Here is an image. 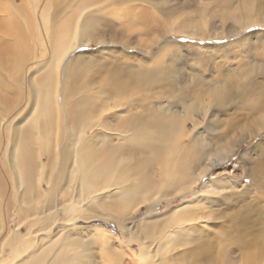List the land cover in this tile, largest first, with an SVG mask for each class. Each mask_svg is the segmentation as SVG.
Masks as SVG:
<instances>
[{
    "label": "bare ground",
    "instance_id": "6f19581e",
    "mask_svg": "<svg viewBox=\"0 0 264 264\" xmlns=\"http://www.w3.org/2000/svg\"><path fill=\"white\" fill-rule=\"evenodd\" d=\"M43 1L21 0L17 3V0H0V193L4 192V177L7 188L11 191L14 189L12 193L15 202L19 203V192L31 194L30 187L34 183L39 202L35 209L40 218L37 222L31 221L28 230L35 232L36 236L50 227L47 224L44 228L39 225L44 221L40 208L43 204L51 207L48 195L55 194L56 183L58 187L63 183V198L67 196L65 192H71L70 184L75 183L79 188L76 193L81 196L80 201H74V197H71L68 203L62 206L58 204V209L68 215L63 220L78 219L83 214L91 213V217L111 218L121 225L125 243L119 238L120 235L109 229L100 230L108 236L105 238L102 235V263L93 262L89 258L92 249L90 246L83 254L74 252L71 258L61 257L51 264H176L175 251L183 243L181 239L204 225L207 216L201 215V208L195 205V199L164 213H160L156 206L162 204L168 196H172L168 199L170 201L177 198L175 194H188L213 165L224 162L238 150L243 138L220 139V150L210 158L208 156L206 165L199 170L197 165L201 157L208 154L204 148L209 144L194 135L189 139L190 142L184 143L191 136L184 126L188 119L194 121L193 115L197 111H206L207 104L197 106V103L189 101L183 105L184 111L181 112L168 107L170 102L159 107V100L152 101L158 94L156 92L154 95L156 88L167 87L168 82L163 84L162 81H168L171 77V72L163 71L162 68L168 56L165 57L163 50L171 48V44L178 48L185 44L167 40L155 53L148 47L150 60L140 59L139 66L131 65L125 60L128 68L118 67V71L113 65H107L103 75L101 72L95 74L96 81L92 82L94 75L89 76V72L93 74V64L99 62L92 61L91 58L95 56L87 58L89 63L83 61V54L72 62H63L80 39L86 43L95 35L96 39L99 36V31L90 30V19L84 17L87 20H81L85 11L94 6L93 1L80 7L83 13L70 22L72 25L64 29L61 27L66 24H63L54 32L50 30L48 9L41 3ZM135 1L142 8L139 15L135 13ZM160 3L159 0H105L101 7L112 6L111 11L119 20L129 19L130 30L132 33L137 32V37H131L129 33L128 37L136 40L145 37L150 43L138 25L145 14V7L150 4L160 14L172 11L171 8H161ZM67 8L68 4L64 6V9ZM123 8H127V15L120 13L124 12ZM215 16L220 18L216 27L213 26L214 20H209V15L205 12L197 17H175L174 21H166L167 29H164V33L155 35L153 45L158 43L159 36L166 37L171 33H187L204 38L237 34L257 24L264 26V0H237L235 5L222 6L220 13L213 15ZM33 18L37 20L38 28L26 27L25 25L33 24ZM228 20H232L230 28L225 26ZM254 34L264 35V32ZM185 46L202 48L199 45ZM95 83H98L96 88L93 87ZM240 87L245 89L242 83ZM212 94L218 101L228 98V92L223 87H215ZM262 97L260 104L264 106V95ZM127 110H130V114ZM117 114L121 115L118 121L115 120ZM75 118H80L81 121L76 128L73 126ZM263 129L264 119L249 136L256 135ZM99 132L103 133L104 139L110 138V134L116 137L112 144L109 142L111 147H106L105 142H102L103 152L96 151V135ZM69 138L72 140V147ZM124 143L129 146L123 149L122 160L118 161V153L114 147ZM51 147L53 152L49 153ZM32 153L36 156L34 160L40 163L38 169L30 162ZM45 153L54 158L60 181L55 177L53 180V172L47 173L50 165L42 162V155ZM117 163L122 164L118 166ZM33 170H36L34 174ZM259 172L253 169L247 171V175L252 178V186L248 194L242 192L239 195L250 198L247 205L250 210L257 202H261L260 189L264 188V176H259ZM51 181L54 183L53 188L45 193L44 185ZM214 183L211 190L205 187L203 193H218L223 189V180ZM201 196H196L197 200L201 199L200 207L204 201ZM153 197L155 203L147 208L148 211H144L146 215L141 223L127 222L136 206L147 204ZM247 214L252 215L251 212ZM7 216L6 210L0 212V264L33 263V259L41 255L44 249H53L42 248L48 238L41 235L38 236L40 240L38 237L30 240L24 238L20 226L26 219H20L19 211H14L13 218L17 226L15 231L6 221ZM241 226L242 224L235 231L232 230L231 234L236 235L235 241L221 252L218 264H264V259L257 257L260 255L264 258V246L259 247L264 244V240H254L260 235L256 230L243 237ZM95 234L99 236L96 229L93 242L97 244L98 237ZM237 241H242V244L245 241L246 250L259 248L254 255L245 254L240 251ZM206 242H203L204 245ZM58 243L64 244V241L59 240ZM104 245L107 246L103 248ZM6 248L11 251L9 256L5 254Z\"/></svg>",
    "mask_w": 264,
    "mask_h": 264
},
{
    "label": "rangeland",
    "instance_id": "374dc122",
    "mask_svg": "<svg viewBox=\"0 0 264 264\" xmlns=\"http://www.w3.org/2000/svg\"><path fill=\"white\" fill-rule=\"evenodd\" d=\"M92 1L94 6L89 7L85 11L81 20L85 21L90 19L92 24V29L90 30L92 32L99 31V36L96 39L95 35V37L91 38V41L86 43H83L80 39L74 50L66 56L63 64L65 61L72 62L80 54H83L85 57L83 61L86 63H89L87 58L95 56L91 58L92 61L96 62L97 60L99 62L93 64V69H91L93 74L89 72V76L94 75L92 82H95L97 76L95 74L100 72L102 74L110 65H113L117 68L116 71H118V67L120 69L128 68L126 61H129L131 65L139 66L141 65L139 64L140 59L150 60L151 55L147 51L148 47H150L152 53L158 52L160 46L162 47L167 40L171 43L177 42L185 45H199L202 47L201 49L187 48L185 45L178 48L172 47L173 45L171 44V48L166 51L165 49L163 50L165 57L166 55L168 56L162 68L163 71H170L171 77H169L168 81H162L163 84L168 82L167 87L156 88L154 95L156 92L158 94L152 101L156 102L159 100L161 104H157L159 107L168 105L167 102H170L169 104L171 105L168 107H172L173 110L181 112L184 111L183 105L189 101H193L192 104L197 103V106H200L202 103L204 105L207 104L208 109L206 111H197L193 115L194 121L188 119L184 126L185 130L191 134V136L185 139L184 143L190 142L189 139L191 137L193 138L194 135L199 140L209 144L204 148V150L208 151V154L203 155L199 165H197L200 167L199 170L206 165L208 156L210 158L211 155L220 150L219 148L221 146L218 143L220 139L227 137L228 139L243 138L238 150L224 162L213 165L208 174L188 194H175L177 198L170 201L168 199H171L172 196H168L162 204L156 206L160 213H164L170 208L181 206L186 201L195 199V205L201 208V215L207 216L204 225L202 224L201 227L189 232V234H186L181 239L183 243L175 251L176 264H218L221 260V252L225 248L230 247L228 245L233 244L235 241L234 237L236 235L231 234V232L235 231L240 224H242L240 229H242L243 237L250 231L256 230L257 234L260 235L256 236L254 240L263 242L264 188L262 187L260 189L261 202L253 205L251 208L252 211L247 208L250 198H243L239 195L242 192L248 194V190L251 189L252 178L250 175H247L248 170L260 171L258 175L264 176V129L256 135L249 136L251 131L256 130L257 126L264 119V106L260 104V98L264 95V35L256 34V36L254 34L256 32H264V26L257 24L258 26L248 27L241 30V32L239 31L240 33L238 32L237 34L213 35L205 36L204 38L195 37L187 33H171L166 37L159 36L158 43L154 46L155 35H160L165 32L164 29H167L165 28L167 25L166 21H174L175 17H197L202 12H205L206 15H209V20H214L213 23L215 25L213 26L216 27L219 24L220 18L219 16L213 17V15L219 14L224 5L229 7V4H237V0H159L161 1V8L166 7L172 9V11H168L165 14H160L150 4L145 7V14L140 18L139 25L134 21V24L140 27L142 34L150 40V43H148L145 37L142 40L134 39L137 37V32L132 33L130 30L129 19L119 20L120 18L118 19L112 13V6L102 8L101 4L105 0ZM20 2L21 0H17V3ZM88 2L91 3V0H44L41 2L48 9V23L51 32L59 29L58 27H61L63 24H66L65 27H61L64 29L68 25H72L70 22L83 13L80 7ZM66 4H68V8L64 9ZM135 4V13L139 15L142 8L138 1H135ZM123 11L120 13L127 15V8H123ZM231 22L232 20L226 22V28H230ZM25 26L38 28L37 20L33 18V24ZM128 33L134 38L130 36L129 38ZM248 35L251 36L247 38ZM125 56L126 58H124ZM121 60L122 62H120ZM117 63L118 66L116 65ZM120 63L122 67L119 66ZM241 83L245 89H240ZM97 85L98 83H95L93 87L96 88ZM215 87H223L226 89L228 98L225 101L215 100L212 94ZM159 96L161 97L156 99ZM127 111L130 114V110ZM124 114L125 111L123 112ZM120 117L121 115L117 114L115 120L118 121ZM80 122V118H75V122L73 123L74 128L78 127ZM110 135L111 137H106V139L103 138V133L101 132L96 135V141L98 143L96 145L97 152H103L104 144L102 142H105L106 147H111L109 142L112 144L113 141H116V137L112 134ZM68 141L72 147V140L69 138ZM128 146L129 144L124 143L114 147L118 153V161L122 160L123 149ZM48 152L52 153L53 147ZM34 153L36 155L35 149ZM46 153L42 155V162L49 163L50 165L47 173L53 172V180L55 177V179L57 178L60 181L61 177L57 175L58 168L56 162L51 157L52 155L48 156ZM35 155L33 153L31 154L30 162L33 166L37 167L40 163L38 160H34ZM117 164L119 166L122 163ZM35 171L33 170V174ZM35 179H38L37 175ZM32 180L34 181V179ZM218 180H223L224 182V185L221 187L223 189L220 192L203 193L205 187L211 190L213 183H216ZM5 183L6 179L3 177L2 189L4 192L2 190L3 193H0V203L2 205H0V212L7 211L8 216L6 221L10 223L11 229L15 231L17 228L14 211H19L20 219L22 221L26 219V222L20 226V231L24 238L30 240L33 237L41 235L48 238L42 248H53L51 250L44 249L41 255L33 259V263L28 262L27 264H39L40 262H43V264H51L61 257L71 258L74 252L76 254H83L86 248H90V246L92 251L90 250L89 252V258L91 257L93 262L101 261L102 263V235L105 238L108 236L103 232L101 233V229H109L112 233L120 235L119 238L125 243L121 232V225L114 219L100 216L91 217V213L83 214L80 218L70 221L62 219L68 215L58 209V204L62 206L68 203L71 197H74V201L81 200L80 194L76 193V189L79 191L76 183L75 185L68 183L71 186V192H65L67 196L64 198L63 190H61L63 183L60 187L56 183L55 194L48 195V199L51 200V207L49 208L45 204L40 205V213L44 221H41L39 225L42 228L46 226L45 224L50 225V227H47L46 230L36 236L35 232L28 230L30 222H37L40 218V215H38L35 209L39 205V202L36 198V187L34 183L32 182L33 187H30L31 194L28 195L19 192V203L18 201L15 202V197L12 193L14 189L12 191L9 190L7 188L8 184ZM53 185L54 183L52 181L51 183H46L44 185L46 188L45 193H48L53 188ZM198 194L202 195L201 197L204 200L201 202L203 203L201 207L199 206L201 199L197 200L196 198ZM63 199L64 202L62 201ZM86 201L87 205H89L88 200ZM154 201L155 198L153 197L147 204L136 206L132 210L131 217H128L129 221L127 222L132 221L133 224L141 223L146 215L144 211L154 204ZM191 204L193 205V203ZM247 212H251L252 215L247 214ZM30 213L32 214L29 215ZM86 216H88V219H85ZM256 218L257 220L255 221ZM74 228L80 229V231ZM94 229L99 231V236L95 234L98 237L97 244L93 242L95 237ZM40 239L38 237V240ZM59 240L64 241V244L58 243ZM204 241H207L205 245L203 243ZM237 243L240 245L241 252L245 254L252 253V255H254L253 253L259 247L264 246L263 244L256 248L252 247L253 249L250 251L246 250L247 248L244 245L246 243L245 241H243V244L242 241H237ZM106 246L104 245L103 248ZM136 249L138 250L137 246ZM35 250L34 248L33 251ZM5 254L9 256L11 251H7L6 248ZM257 257L258 259H264L260 255Z\"/></svg>",
    "mask_w": 264,
    "mask_h": 264
}]
</instances>
